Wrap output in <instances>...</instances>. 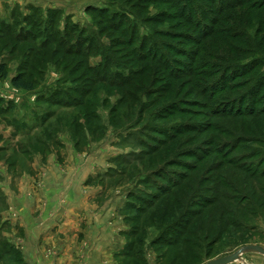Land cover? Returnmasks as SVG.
Returning a JSON list of instances; mask_svg holds the SVG:
<instances>
[{"label": "rangeland", "instance_id": "obj_1", "mask_svg": "<svg viewBox=\"0 0 264 264\" xmlns=\"http://www.w3.org/2000/svg\"><path fill=\"white\" fill-rule=\"evenodd\" d=\"M192 1L184 9L183 4L170 6L174 0H0V67H6L0 71V212L6 207L5 186L14 188L32 159L40 156L46 162L54 156L63 164L74 162L77 154L97 163L87 185H102L106 193H117L121 199L123 230L113 264H171L181 256L178 247L168 249L160 243L171 239L169 233L162 234L172 220L163 219L159 195L163 181L168 187L181 175L192 176L181 193L191 191L197 197L186 210L198 209L204 217L216 216L218 207L222 210L223 203L209 208L213 197L238 193L237 202L247 199L234 220L245 231L230 230L222 237L209 234L203 245L218 237L217 244L199 254L183 247L186 261L175 264H206L251 245L264 247V86L257 81L264 76V27L258 21L264 17V0H240L242 7L230 4L235 0ZM100 12L114 18L121 31L112 32ZM67 27L72 46L92 47L85 59L90 66L104 65L106 56L119 64H110L108 72L88 84L80 78L84 68L76 66L80 58L59 52L41 61L57 48L41 45L54 35L65 39ZM182 34L194 39L183 42ZM144 38L157 42L156 48L173 45L178 51L171 58L190 71L179 63L174 67L189 76L137 71L142 66L129 62L130 53ZM121 40L133 41V46L124 49L117 44ZM150 45L143 55L150 56ZM33 50L34 56L41 55L35 62L40 70L33 74L36 86L33 91L17 89L12 80ZM182 53L191 56H179ZM251 69L254 74L246 75ZM115 71L126 79H114ZM132 77L135 81L129 83ZM233 84L242 88L232 89ZM75 89L84 95L77 96ZM217 150L227 151L234 162L225 174L216 169L222 160L214 154ZM193 168V175L186 170ZM227 173L224 182L221 178ZM7 224L0 215V264L19 262L1 231ZM133 241L141 243L126 254ZM6 252L12 256L9 260H4Z\"/></svg>", "mask_w": 264, "mask_h": 264}, {"label": "crops", "instance_id": "obj_2", "mask_svg": "<svg viewBox=\"0 0 264 264\" xmlns=\"http://www.w3.org/2000/svg\"><path fill=\"white\" fill-rule=\"evenodd\" d=\"M75 158L59 164L54 156L46 162L35 157L14 188L5 186L6 207L0 215L8 224L1 231L19 261L9 264H113L123 230L121 199L102 185H87L97 163ZM250 252L241 261L264 264V255ZM5 255L4 260L12 257Z\"/></svg>", "mask_w": 264, "mask_h": 264}, {"label": "trees", "instance_id": "obj_3", "mask_svg": "<svg viewBox=\"0 0 264 264\" xmlns=\"http://www.w3.org/2000/svg\"><path fill=\"white\" fill-rule=\"evenodd\" d=\"M161 0H155L156 3H158ZM175 2H170V6H175V8H178L180 5L179 4H183L184 9L188 8L191 4H193L192 0H174ZM204 2H209L211 4H216L218 2L222 3L224 1H218V0H203ZM240 0H235L234 2H231L230 4H238V7H242L243 4H245L244 2L239 3ZM233 6V5H231ZM256 7V6H255ZM255 7H251V9H254ZM250 9V10H251ZM178 10V9H177ZM216 12V11H215ZM178 15V13H176ZM174 14V15H176ZM217 14H219V11H217ZM100 17L101 20H107V24H109L110 26H112L110 28V30L112 32H119L121 31L118 28L115 27H119V25H117L115 22H113L114 18L109 17L105 12H100ZM181 17L185 18V14H181ZM188 20L191 21V15L187 16ZM212 21H214V19H212ZM259 22H261L260 24L264 27V17L261 18V20H258ZM258 23V22H257ZM71 31H69V27H67L66 33H65V39H62L60 37H58L57 35L52 36L51 38L47 39L45 41V43H43L42 49H48L49 47H51V45H55L57 48L54 50V52L52 54L49 53H45L44 57L40 59V54H34V50L32 51V53H28V55L26 56L27 61L23 64V69L22 71H20V73L17 74L16 77L13 78L12 80V85L17 88V89H21V90H25V91H33L35 86H36V82L34 79V73L35 71L40 70L39 66H35V62L39 61V59L41 61H43L44 59H46V57H51V59H54L55 56L60 55L59 52L64 53L63 55L69 56V57H75V58H80V61H78L77 63V68H84V73L83 75L80 76V78H84V80L86 79V82L88 84L91 83V79L96 78V76L99 75H103L104 72H108L109 68H110V64L112 65L113 63H118L117 60L115 58H113L112 56H106L105 58V64L104 65H99L98 67L94 68L92 66H90V64L87 63L86 56L88 55L89 52H91L92 47H88L87 50H84L82 48L79 47H74L69 43V38L71 37ZM126 31H122V33L124 34ZM165 36H169V35H165ZM182 41L184 40H193L194 37L193 36H189V35H183L182 34ZM196 40V39H195ZM183 41V42H184ZM120 44L122 43L120 46H123L124 49H130L133 46V41L132 43H129L127 41L121 40L118 41ZM125 42V43H124ZM151 43L149 50H150V56H145L143 55L144 50H145V46H147V44ZM246 44H251V43H246ZM77 46H81V41H77L76 43ZM262 45V44H261ZM260 45V46H261ZM153 46H159L157 42H155L154 40L150 39L148 40L147 38H144V40L141 41V43L139 44L138 47H135V49H131V56L132 58L129 60V62H131L132 64H141V68L137 69V71H150L153 72L154 74H158V75H168V78L173 77V74L175 72H179L181 73L182 77H188L189 75H187L190 71L189 68H187V65L183 62L180 63L181 61H179L178 59H172L170 54H174L176 52V48L171 45V44H167V45H163L164 47H153ZM47 47V48H46ZM141 50V52L138 51ZM178 51V50H177ZM188 55H184L179 54V56H191V54L187 53ZM34 58V59H33ZM33 60V62L31 61ZM44 63V62H43ZM176 63H179L181 65H183L185 67V69L187 71H185L184 69H179L177 70L174 66ZM88 64V65H87ZM119 64V63H118ZM122 65L124 63H121ZM5 65H2L0 67V71L5 72ZM253 69L249 70L246 75H253ZM72 72H76L74 71V69L72 70ZM135 74L137 77L140 76L139 73ZM114 79L119 80V79H126L123 78V75H121L118 72H114ZM259 78L257 79L258 83L262 86H264V76L259 75ZM79 78V79H80ZM167 78V77H166ZM115 81H111L110 84H114L116 83ZM92 81H96L95 79ZM135 81L134 77L131 78V82L129 83H133ZM260 81V82H259ZM95 83V82H93ZM92 83V84H93ZM127 83V84H129ZM139 85V84H137ZM232 89H239L242 88L239 85L233 84L230 85ZM224 88V87H223ZM256 88V87H255ZM259 88V87H258ZM92 93V89L90 88ZM74 92L76 93L77 96H81L84 95L83 94V90L80 89H75ZM71 92L68 93V97L70 98ZM56 96V95H55ZM59 96V95H58ZM75 98V97H74ZM253 98V97H252ZM168 112H170V110H168ZM251 113H253L251 116L253 117L255 115L254 110L251 111ZM210 129H212L210 127ZM211 145V144H210ZM224 145V144H223ZM218 151V150H217ZM211 152V151H209ZM216 152V151H214ZM227 151H218L216 153H214L215 155L221 156L222 160L217 164L216 169L217 170H221L223 171V174H225L226 172H224L226 170V168L232 167L234 165V162L228 158V156L226 155ZM195 154V153H193ZM210 154L208 155V157H210L212 153H207ZM207 158V157H205ZM239 166V165H238ZM186 170H190L191 174H194L195 168L193 169H186ZM227 175V176H226ZM224 175L223 178H221L224 182L227 181V177L228 173ZM161 177V176H160ZM192 176H190L191 179ZM264 178V177H263ZM190 179H188V177L181 175V180L177 181V182H172L170 183L171 185H168V187H166L168 181H163L161 186H165L164 188L159 189V195H160V201L163 202L164 201V211H163V219L165 218H171V225L167 228L166 232H163L162 236L166 237V234H170L171 235V239L169 241H164V239H162V241L160 243L164 244L163 246L167 247L168 249L171 248H179V250L182 252L181 256L178 255L177 258H175L171 264H175L178 261H186L187 257L183 256V247L189 249L190 253H192L193 251L195 252V254H199L198 252L202 251V249L204 250V247L207 249L211 248L212 246H214L215 244L218 243V237H222L225 233L227 234L228 232H230V230L236 232V231H240L243 232L245 231V228L243 227V225L241 223H237L236 220L238 217H240V213L239 211L242 210L244 211L243 205L245 201H247V199L244 200V202H240L236 199V196L238 193H235L234 195H223L221 197H213L212 199L209 200V208H216L218 206V204L223 203L222 204V210L220 211L219 207L216 209V216L215 214H208L205 216V212L199 211L198 209H187L186 207H188V205L193 204L192 202H194V200L197 198L194 195H191L190 192L191 191H186L184 193H181V189H183L182 187L185 186L186 184H188V182H190ZM101 184H104L103 182H101ZM189 185V184H188ZM180 190V191H179ZM187 192V194H186ZM184 194V196H183ZM195 198V199H194ZM233 203V207L230 206V203ZM236 202V203H235ZM180 207V208H177ZM208 208V209H209ZM176 209H179V211H177ZM178 216V217H177ZM201 217H203V219L201 220ZM143 229V228H142ZM139 232V230H137ZM214 232H218L219 235H217L218 237L216 239H214L212 242H210V244L208 245H203L204 242L208 241L209 238V234H212ZM201 233H205V237L202 238L204 239L203 242H199L200 241V235ZM198 236L199 240L194 239V237ZM157 241H155L156 243ZM141 242L139 241H133L128 243L131 250L127 252L126 254H130L133 253V251L135 250L136 245L140 244ZM157 244V243H156ZM155 244V245H156ZM162 244H157L159 246H161ZM201 244V245H200ZM5 248V247H4ZM9 248V247H7ZM184 255H186V253H184ZM1 257V256H0ZM126 258V257H125Z\"/></svg>", "mask_w": 264, "mask_h": 264}, {"label": "water", "instance_id": "obj_4", "mask_svg": "<svg viewBox=\"0 0 264 264\" xmlns=\"http://www.w3.org/2000/svg\"><path fill=\"white\" fill-rule=\"evenodd\" d=\"M250 251H254V252H257V253L264 255V248L262 246L251 245V246L245 247L243 249H240L237 252L230 254L228 256L217 258L215 260L209 261L206 264H233L235 262L242 260V256L246 252H250Z\"/></svg>", "mask_w": 264, "mask_h": 264}]
</instances>
